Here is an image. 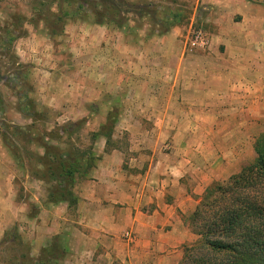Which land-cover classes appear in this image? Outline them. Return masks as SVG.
Segmentation results:
<instances>
[{
	"label": "crops",
	"instance_id": "crops-1",
	"mask_svg": "<svg viewBox=\"0 0 264 264\" xmlns=\"http://www.w3.org/2000/svg\"><path fill=\"white\" fill-rule=\"evenodd\" d=\"M162 4L183 14L165 32L74 20L53 33L28 17L0 68V242L17 229L34 259L55 246L59 264H178L199 238L189 218L206 188L254 161L264 0ZM193 24L211 44L186 54ZM82 122L93 166L76 175L74 203L52 200L28 152L85 148Z\"/></svg>",
	"mask_w": 264,
	"mask_h": 264
},
{
	"label": "trees",
	"instance_id": "trees-1",
	"mask_svg": "<svg viewBox=\"0 0 264 264\" xmlns=\"http://www.w3.org/2000/svg\"><path fill=\"white\" fill-rule=\"evenodd\" d=\"M34 3V16L30 21L35 25L43 22L53 33H62L68 18L89 19L116 28L137 20L138 26L150 23L159 32H165L183 17L179 9L153 1L143 5L128 0H34ZM130 13L135 16H129ZM23 34L24 31L16 34L11 27L0 26V46H5L8 51L14 40ZM9 60H15V56L12 54ZM115 122L116 119L109 116L101 127L107 138H110ZM85 152L93 155L91 149L81 150L74 146L63 151L48 148L45 154L49 157L47 175L42 176L52 185L50 199L75 202L72 189L76 175L90 170L95 159L91 158V163ZM255 152L257 156L253 163L229 179L215 181L206 188L189 218L190 226L199 238L185 245L178 264H264V133L255 141ZM10 233L7 232L0 245L10 238L16 240L17 234ZM63 256L62 248L51 246L36 259L27 251L15 259V264H59Z\"/></svg>",
	"mask_w": 264,
	"mask_h": 264
},
{
	"label": "rangeland",
	"instance_id": "rangeland-1",
	"mask_svg": "<svg viewBox=\"0 0 264 264\" xmlns=\"http://www.w3.org/2000/svg\"><path fill=\"white\" fill-rule=\"evenodd\" d=\"M129 3H141L143 5L146 4V2L148 1H153V3H162V1H172V0H128ZM165 3V2H164ZM34 0H0V26L1 27H11L14 30V33L19 34L22 33L24 31V25H25V20L24 19H28V17H33V6H34ZM8 5H13L12 11H8L7 10V6ZM16 12H15V11ZM7 15L9 18H7ZM131 17H134L135 14H128ZM19 18V20H17ZM3 19H6L3 22ZM74 20H79L77 18H68L67 21H74ZM80 21H89V19H80ZM67 24V23H66ZM141 24V23H140ZM139 24V25H140ZM142 26V25H140ZM65 30V29H64ZM12 45L9 46V50L7 51L5 46H0V68L3 70L8 66V61H9V57H11L12 55ZM8 55V59H6L4 56ZM66 125V124H65ZM79 128L77 129L80 131L79 134L82 133V135L80 136L79 134V144L81 146H84L85 148H81V149H85L86 147H88L87 145H89V143L91 142V140L94 137H85L86 132H87V127L85 126V124L80 123L79 124ZM77 137V136H76ZM86 140V141H85ZM122 142H123V146L125 145V140H123L122 138ZM69 148H72L71 145H69ZM30 154V158H31V162H40L41 163V167L37 170L38 174L43 175L44 173H46L47 175V156L43 155H39L36 151L34 150H30L28 152ZM85 155L88 157V160L91 161V163H93V160H91V158H93L94 156L89 152H85ZM92 155V156H91ZM257 156V154H256ZM255 156V158H256ZM255 160V159H254ZM253 159L246 165L248 166L249 164L253 163ZM42 163L44 164V166L42 165ZM245 167V166H244ZM243 167V168H244ZM242 168V169H243ZM240 169V171L242 170ZM34 171L36 172V170L34 169ZM239 171V172H240ZM237 172V173H239ZM235 173V174H237ZM223 180H227V179H221L219 181H223ZM52 185L49 183V190H51ZM10 234H17V238L16 240L13 241L12 238H10L7 243H4L2 245H0V264H6V263H10V264H15V259H18L19 257H21V255H23V253H26L28 251V246L27 244L22 242V235L19 234L18 230L16 231V229H13L11 231Z\"/></svg>",
	"mask_w": 264,
	"mask_h": 264
},
{
	"label": "built area",
	"instance_id": "built-area-1",
	"mask_svg": "<svg viewBox=\"0 0 264 264\" xmlns=\"http://www.w3.org/2000/svg\"><path fill=\"white\" fill-rule=\"evenodd\" d=\"M210 44V35L202 27L193 24L185 39V53L193 54L199 50H206Z\"/></svg>",
	"mask_w": 264,
	"mask_h": 264
}]
</instances>
